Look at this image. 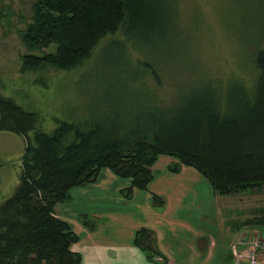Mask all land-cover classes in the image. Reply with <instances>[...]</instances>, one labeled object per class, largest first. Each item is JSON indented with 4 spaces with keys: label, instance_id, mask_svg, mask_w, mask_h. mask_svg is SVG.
I'll use <instances>...</instances> for the list:
<instances>
[{
    "label": "trees",
    "instance_id": "trees-1",
    "mask_svg": "<svg viewBox=\"0 0 264 264\" xmlns=\"http://www.w3.org/2000/svg\"><path fill=\"white\" fill-rule=\"evenodd\" d=\"M162 9L158 0H36L33 20L21 34L29 53L22 56L20 70L76 69L121 29L133 45L134 38L146 39L162 29ZM263 40L253 44L257 77L251 89L238 81L215 86L212 79L198 77L188 96L165 105L142 84L147 101L112 106L100 119L54 118L50 133L38 127L37 113L0 95V132L25 143L18 185L0 204V264H81V256L71 250L79 238L54 209L71 200V189L94 183L103 169L130 180L122 190L126 199L134 190H148L162 156L177 162L168 165L170 173L192 168L220 196L264 188ZM116 43L127 50L119 40L109 45ZM146 70L161 87L154 66ZM152 203L164 205L157 195ZM81 220L91 228L86 216ZM133 242L158 264L155 258L162 256L152 231L138 230Z\"/></svg>",
    "mask_w": 264,
    "mask_h": 264
},
{
    "label": "rangeland",
    "instance_id": "rangeland-1",
    "mask_svg": "<svg viewBox=\"0 0 264 264\" xmlns=\"http://www.w3.org/2000/svg\"><path fill=\"white\" fill-rule=\"evenodd\" d=\"M35 1L0 0V95L37 113L38 127L47 133L56 127L54 118L68 122L100 119L112 106L135 107L142 100L147 101L142 84L166 105L176 103L186 93L188 96L198 77L210 78L213 85L222 87L238 81L251 89L256 83L251 55L253 44L264 38V0H158L165 17L160 23L162 29L146 39L134 38L133 45L138 50L125 40L121 29L103 39L91 57L76 69L65 72L47 66L22 73L21 58L29 52L21 34L33 20ZM116 40L122 41L127 50L120 44L116 46L118 43L111 48L109 44ZM260 45L264 47V40ZM149 66L159 72L161 87H156L146 72ZM24 148L21 137L0 132V204L18 185ZM160 159L177 163L170 157ZM262 189L220 196L213 194L208 181L200 175V181L194 184L198 194L194 195L192 206L196 207L185 216L195 217L198 222L206 216L208 233L219 244L216 250L227 252V207H233L228 214L235 221L241 220L238 215L242 212L249 218L260 216L253 210L264 211ZM235 196L241 197L240 204L235 205ZM260 230L264 234V226ZM182 250L186 252L184 260L170 251L174 258L177 256V264H195L192 251L186 245ZM216 252L211 263L219 257Z\"/></svg>",
    "mask_w": 264,
    "mask_h": 264
},
{
    "label": "crops",
    "instance_id": "crops-1",
    "mask_svg": "<svg viewBox=\"0 0 264 264\" xmlns=\"http://www.w3.org/2000/svg\"><path fill=\"white\" fill-rule=\"evenodd\" d=\"M159 160L153 167L154 179L148 190H134L130 199L122 194V190L130 186V180L118 178L103 169L94 183L71 189V200L55 207V216L66 222L79 238L71 250L81 256V264H154L146 252L134 245L135 233L141 229L154 234L156 249L162 256L155 258L158 264H177L178 258H174L172 250L184 260V245L194 254L195 264H229V260L230 264H234L230 252L233 240L244 230L262 234V209L259 212L253 210L260 216L249 218L247 213L242 212L238 215L241 220L235 221L228 214L233 207H227V252L216 250L219 244L208 233V218L201 216L202 222H198L195 217L185 216L186 212L191 214L192 207H196V204L192 206L194 195L198 194L194 184L200 181V175L188 167L172 174L168 171L170 161ZM212 192L215 194L213 189ZM153 195L161 197L164 205L154 206ZM235 198V205L240 204L241 197ZM82 216L92 223L91 228L82 222ZM190 235H193L192 238ZM215 252L219 253V257L211 263Z\"/></svg>",
    "mask_w": 264,
    "mask_h": 264
},
{
    "label": "built area",
    "instance_id": "built-area-1",
    "mask_svg": "<svg viewBox=\"0 0 264 264\" xmlns=\"http://www.w3.org/2000/svg\"><path fill=\"white\" fill-rule=\"evenodd\" d=\"M234 264H264V236L244 230L230 245Z\"/></svg>",
    "mask_w": 264,
    "mask_h": 264
}]
</instances>
